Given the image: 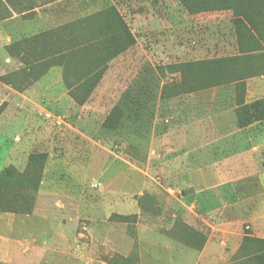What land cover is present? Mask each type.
Segmentation results:
<instances>
[{
	"label": "rangeland",
	"instance_id": "1",
	"mask_svg": "<svg viewBox=\"0 0 264 264\" xmlns=\"http://www.w3.org/2000/svg\"><path fill=\"white\" fill-rule=\"evenodd\" d=\"M108 5L119 10L136 44L88 80L93 88L82 104L70 93H84L87 87L74 88L66 58L48 59L38 72L7 52L15 42ZM238 54L234 17L228 11L193 16L177 0H0V173L8 166L24 170L31 153L48 155L32 220L0 214L2 261L46 251L60 238L55 253L63 250L58 242L70 240L87 249L81 264H91L94 237L107 227L134 224L139 216L153 217L164 229L178 219L209 236L208 224L224 210L247 221L255 212L264 216V121L238 126L234 85L158 100L149 131L102 129L147 66ZM176 79L168 73L165 81ZM262 98L264 76L246 80V104ZM4 114L8 118L2 119ZM254 146L259 149L253 154ZM205 177L216 181L195 189L192 181ZM144 195L153 196L157 214L143 213L139 198ZM31 226L29 235L26 227ZM258 226L264 230V223ZM249 231L254 233L252 224Z\"/></svg>",
	"mask_w": 264,
	"mask_h": 264
},
{
	"label": "trees",
	"instance_id": "2",
	"mask_svg": "<svg viewBox=\"0 0 264 264\" xmlns=\"http://www.w3.org/2000/svg\"><path fill=\"white\" fill-rule=\"evenodd\" d=\"M177 1L193 16L231 12L239 54L163 67L147 66L103 122L102 129L107 133L123 134L131 130L139 134L149 131L158 100L229 85L235 87L238 126L243 129L264 121V98L250 104L245 102L246 80L264 76V0ZM135 44L136 39L124 17L115 6L108 5L97 13L15 42L6 49L12 58L19 59L25 66L38 72L48 65V59L58 56L66 58V71L77 86L74 88L78 89V86L86 85L88 80L106 70L112 61ZM168 73L177 76V79L165 81ZM86 87L84 93L77 94V91L71 90L76 103L82 104L91 94L93 87ZM47 160L46 153L34 152L29 155L24 170L8 166L1 171L0 214H33ZM139 204L143 213L157 214L152 195L139 198ZM163 233L196 251H202L207 242L205 234L178 219L171 229ZM233 264H264V239L245 230Z\"/></svg>",
	"mask_w": 264,
	"mask_h": 264
},
{
	"label": "crops",
	"instance_id": "3",
	"mask_svg": "<svg viewBox=\"0 0 264 264\" xmlns=\"http://www.w3.org/2000/svg\"><path fill=\"white\" fill-rule=\"evenodd\" d=\"M35 10L39 11L38 8ZM40 16L41 13L39 18ZM42 24L46 25V22ZM11 61V58L6 59L7 63ZM8 116V114H4L2 119H6ZM258 149L259 147L254 146L251 149V153L254 154ZM179 180L182 181V178ZM200 180L201 178H195L192 181V183L197 184V187L194 185L195 189H199V184L203 183L207 185V183L216 181V179L206 177L203 181ZM217 180L219 183L223 182V179ZM196 194H200L198 190ZM188 209L195 216L199 215L192 207ZM229 215L230 213L224 210L219 214V217L214 218V223L208 224L212 228V232L210 236L206 233L208 235L207 242L202 251L188 248L163 233V231L171 229L174 223L164 229L163 227H158L154 223L155 221L152 222L151 219L153 217L142 219L139 216L137 222L134 224H125L121 227H107L99 236L94 237V241L97 244H94L95 256L90 262L91 264H233V258L240 248L245 230H250L251 224L254 230L252 235L264 239V230L260 228V231H258L256 229L258 224L264 223V216H259V213L255 212V217L247 221L245 218L239 217L236 219L235 215ZM25 217L28 220H32L30 215ZM173 217L177 216L173 215ZM33 226L36 227V231L39 230L38 226ZM33 226L31 228L26 227L29 235H32ZM195 228L198 231H202L197 227ZM97 237H100V239L97 240ZM59 240L60 238H57L52 245H49L46 251L38 249L34 253L28 254L27 257L25 255L18 256L17 258L13 256L12 259L14 261H2L5 258V253H1L0 262L2 261L1 264H34V262L37 264H81L85 262V252L87 249L75 246V243L73 242L72 244L70 240L67 242V245L63 241L58 242V245H63V247L59 246L63 250L62 253H55L59 250L56 248L55 242ZM96 253L98 254L96 255ZM55 258H58L57 263L54 262ZM115 258H118V262L113 263ZM107 259H109L108 262Z\"/></svg>",
	"mask_w": 264,
	"mask_h": 264
}]
</instances>
